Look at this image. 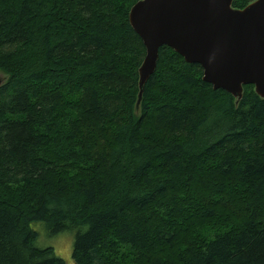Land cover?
<instances>
[{
    "label": "trees",
    "instance_id": "1",
    "mask_svg": "<svg viewBox=\"0 0 264 264\" xmlns=\"http://www.w3.org/2000/svg\"><path fill=\"white\" fill-rule=\"evenodd\" d=\"M137 1L0 0V264H264V98L162 46L138 102Z\"/></svg>",
    "mask_w": 264,
    "mask_h": 264
},
{
    "label": "water",
    "instance_id": "2",
    "mask_svg": "<svg viewBox=\"0 0 264 264\" xmlns=\"http://www.w3.org/2000/svg\"><path fill=\"white\" fill-rule=\"evenodd\" d=\"M232 1L138 0L131 6L128 21L145 49L138 102L162 46L198 64L214 90L240 99L243 86L252 85L264 98V0L242 9L232 8Z\"/></svg>",
    "mask_w": 264,
    "mask_h": 264
},
{
    "label": "rangeland",
    "instance_id": "3",
    "mask_svg": "<svg viewBox=\"0 0 264 264\" xmlns=\"http://www.w3.org/2000/svg\"><path fill=\"white\" fill-rule=\"evenodd\" d=\"M5 78L0 72V84ZM30 226L37 233L36 247H52L54 254L64 260L66 264H74L71 257L74 238L73 232L63 231L55 235H49L42 222H32Z\"/></svg>",
    "mask_w": 264,
    "mask_h": 264
}]
</instances>
